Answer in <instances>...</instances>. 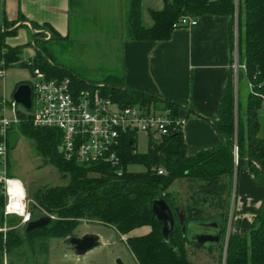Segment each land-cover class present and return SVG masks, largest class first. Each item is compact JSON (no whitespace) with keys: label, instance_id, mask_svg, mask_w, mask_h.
Wrapping results in <instances>:
<instances>
[{"label":"trees","instance_id":"trees-1","mask_svg":"<svg viewBox=\"0 0 264 264\" xmlns=\"http://www.w3.org/2000/svg\"><path fill=\"white\" fill-rule=\"evenodd\" d=\"M163 2L162 11L150 12L153 26L146 29L140 24L141 0H130L129 35L133 40L166 41L174 30L173 25L182 16L231 17L235 11L234 0ZM25 21L19 15L13 21L4 18L0 24V69L19 66L32 73L38 69L48 79L69 78L74 89L98 87L104 97L121 107L158 102L175 116L177 108L182 105L165 101L144 90L127 89L122 79L114 75L103 80L102 86H96L56 66L50 62L45 44L58 38L48 26H41L50 33L51 38L47 41L32 34V42L27 44L11 46L6 43L8 37L25 27L15 25ZM237 22L238 62L245 68L240 70V80L245 79L248 89L244 103L238 102V164L234 165L232 156V72L220 103L218 118L212 121L221 141L218 146L194 156L186 155L182 133L157 141L150 140L145 154L137 153L135 134L128 133L121 139L119 167L78 164L63 159L60 153L61 131L35 128L30 115L21 114L19 123L12 125L9 133L15 132L14 128L17 127L33 142L43 165L54 166L61 175H67L69 181L64 186H43L34 193L32 201H28L31 221L43 216L51 218L47 225L32 231H27L26 225L17 227L20 218L3 216L5 200L0 198V264H48L49 240L73 237L83 221L99 223L126 236L125 244L136 264H193L187 258L185 246L189 243L182 235L174 213L176 209L185 212L186 223L206 222L207 218L216 220L219 217L222 221L221 244L225 234L223 223L227 222L228 197L237 167L246 164L257 183L264 185V0H237ZM30 26L33 29L39 27L34 23H30ZM230 34L232 41V29ZM30 45L34 47L35 54L28 59L29 62L23 63L20 54ZM134 165L140 166L141 170H129ZM158 168H163L166 174L159 175ZM178 179L187 181L189 189L196 188L187 205L176 206L167 192L168 187ZM157 199H162L174 216V229L167 241L162 234V225L152 210L153 202ZM206 205L215 211L214 216L206 214ZM141 227H149L150 231L142 236H128ZM224 264H264V203L254 212V220L245 236L229 234Z\"/></svg>","mask_w":264,"mask_h":264},{"label":"crops","instance_id":"crops-1","mask_svg":"<svg viewBox=\"0 0 264 264\" xmlns=\"http://www.w3.org/2000/svg\"><path fill=\"white\" fill-rule=\"evenodd\" d=\"M116 2H119L122 10V23L126 29V36L119 45L123 86L131 90H144L165 101L182 104L177 108L175 117L183 120L181 133L187 156L218 146L221 139L212 121L218 118L220 103L232 72L231 17H196L195 26L175 28L168 40L156 42L133 40L130 37V0H0V24L4 18L13 21L22 15L26 20V27L22 28L28 34L32 35L30 23H34L52 28L57 34V41L69 40L72 30L75 31V27L78 29L77 26L82 24L86 16L98 14L107 17L108 12L114 10ZM163 9V0H141V26L151 28L153 20L150 12ZM72 18L75 27L71 25ZM8 39L6 43L11 46L25 44ZM27 53V59L32 58L35 49H27ZM20 84L26 83H19L18 86ZM160 106L165 108L162 103ZM184 182L189 188L188 182ZM168 194L174 198L171 193ZM230 200L228 229L232 235L245 236L254 220V212L264 203V185L257 183L246 164L235 170ZM205 212L207 215L215 214L210 208ZM207 219L206 222L196 223L222 225L219 217L216 220ZM149 231V227H141L129 235L142 236ZM193 246L186 245L188 248ZM194 247L203 251L218 248ZM190 261L193 264H204Z\"/></svg>","mask_w":264,"mask_h":264},{"label":"rangeland","instance_id":"rangeland-1","mask_svg":"<svg viewBox=\"0 0 264 264\" xmlns=\"http://www.w3.org/2000/svg\"><path fill=\"white\" fill-rule=\"evenodd\" d=\"M236 9L235 6L234 10ZM236 14L237 13L234 11L231 16V29L232 42L235 43V38H237L236 43L238 47V22L235 16ZM123 15H125V13ZM25 23L26 22H18L15 27L19 24L25 25ZM71 25L75 27L74 18L71 19ZM77 27L78 29L75 27V31L72 30L71 39L63 41L54 40L45 44L48 57L49 55L51 57H49L50 62L72 73H78V78L87 83L90 82L95 84L96 86H102L103 80L107 79L109 77L108 75L111 76L114 74L115 77H120L121 61L119 56V45L121 39L126 36V29L125 25L122 23V10L119 7V2L118 4L116 2V6L112 12H108L107 17L103 18L101 15L91 14L86 16L82 24ZM45 29L46 28L39 26L33 29L32 34H36L38 37L40 36L48 40L51 36ZM31 36L32 35L28 34L25 29L20 28L15 35L7 39L14 43L27 44L32 42ZM31 48L33 49L34 47L30 45L22 50L20 54L21 62H29L27 59V49ZM3 72V79H0V101L5 100L9 103L19 83L23 82L32 86L35 81L34 74L25 67L13 66L3 69ZM241 77L239 70L237 74V100L243 104L248 89L245 79L240 80ZM235 78L236 74H234L232 70L233 98L235 94ZM156 105H159V103L156 102ZM155 110L160 111L161 109L157 106ZM6 111V116L10 117L9 107ZM17 111L26 116L30 115V111L25 110L19 105H17ZM241 116L243 119L244 116L242 112ZM14 131L19 135V139L13 148H7L9 177L22 182L27 200L31 202L34 193L43 186L66 185L69 181L68 176L61 175L52 165H43L41 158L37 156L35 152L33 142L21 133L17 127L14 128ZM135 147L137 153L145 154L148 151L149 139L142 133L135 135ZM129 170L140 171L141 167L134 165L130 166ZM184 183L183 179L175 180L167 189V192L173 195V201L176 206L187 205L190 202L188 200L189 196L196 190V188L189 189L186 183ZM230 201L229 193L226 212L227 222L223 223L225 231L228 225ZM204 208L209 210L207 205ZM210 211H212L211 208ZM21 225L20 222L17 227ZM3 230L5 231V228ZM73 234L74 238L93 235L98 238L99 244L85 255L77 257L68 242L70 237L67 239L51 238L48 245V264H117V260H120L123 264H136L125 244L126 237L116 233L110 227L95 222L83 221ZM224 247L223 238L216 250L203 251L194 246L190 248L185 246V250L187 258L194 262L224 264ZM193 252L194 254H192ZM30 264H33V262H30Z\"/></svg>","mask_w":264,"mask_h":264},{"label":"built area","instance_id":"built-area-1","mask_svg":"<svg viewBox=\"0 0 264 264\" xmlns=\"http://www.w3.org/2000/svg\"><path fill=\"white\" fill-rule=\"evenodd\" d=\"M235 6L237 8V0ZM237 13V9L235 10ZM237 17V14L235 15ZM197 23L195 18L182 16L173 25V28L192 27ZM237 41V38H235ZM232 42V65L236 74L234 94V133L232 144V156L234 165L238 164V85L237 74L239 70H245L238 62L237 43ZM35 81L31 87V124L35 128H55L62 133L60 153L64 160L74 161L78 164H105L117 168L121 163L120 148L124 135L144 134L149 141H157L160 138L175 133H181L183 120L172 115L169 109L161 108L160 103H139L127 107H121L110 98L104 97L98 87L74 89L69 78L48 79L38 70H34ZM4 76L0 69V79ZM251 90V85H248ZM264 106V100L262 102ZM160 107V111L155 110ZM10 109V117L6 116V109ZM21 113L17 111L14 101L9 103L0 101V193L5 204L3 216H16L20 218L22 225L31 221V213L28 210V200L25 193L24 202L27 204V212L30 219L25 222L14 207L19 199L21 185L19 181L10 178L8 174L7 145L9 129L20 121ZM159 175L166 174L163 168H158ZM11 194V199H10ZM224 234V254L227 240L230 234L228 229ZM225 258V255H224Z\"/></svg>","mask_w":264,"mask_h":264},{"label":"water","instance_id":"water-1","mask_svg":"<svg viewBox=\"0 0 264 264\" xmlns=\"http://www.w3.org/2000/svg\"><path fill=\"white\" fill-rule=\"evenodd\" d=\"M12 101L29 111L31 108V87L28 84H20L12 95ZM18 139L19 135L16 132L11 133L8 136V146L13 148ZM152 210L158 222L162 225V234L167 241L168 235L174 229L175 225L173 213L162 199H157L153 202ZM174 213L181 228L182 235L189 244L208 249L218 247L221 239V228L217 223H186L185 212L183 210L176 209ZM50 219L48 216H43L37 220L30 221L26 225V230L32 231L41 228L47 225ZM68 242L77 257L85 255L99 244L98 238L93 235H86L82 238L70 237ZM117 264L123 263L117 260Z\"/></svg>","mask_w":264,"mask_h":264},{"label":"clouds","instance_id":"clouds-1","mask_svg":"<svg viewBox=\"0 0 264 264\" xmlns=\"http://www.w3.org/2000/svg\"><path fill=\"white\" fill-rule=\"evenodd\" d=\"M2 149H0V154H2ZM17 184L21 185L20 192H19V199L14 205V207L17 209L19 215L24 217V221L27 222L30 219V213L27 212V204L24 202L25 197V189L22 186V182L16 181ZM11 199V194H10Z\"/></svg>","mask_w":264,"mask_h":264},{"label":"flooded vegetation","instance_id":"flooded-vegetation-1","mask_svg":"<svg viewBox=\"0 0 264 264\" xmlns=\"http://www.w3.org/2000/svg\"><path fill=\"white\" fill-rule=\"evenodd\" d=\"M3 197L2 194L0 193V198Z\"/></svg>","mask_w":264,"mask_h":264}]
</instances>
